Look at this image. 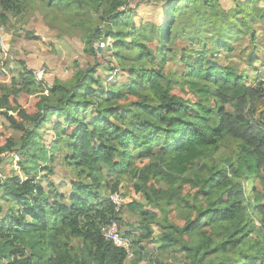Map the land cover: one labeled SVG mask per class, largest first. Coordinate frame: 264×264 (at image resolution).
<instances>
[{"label":"trees","instance_id":"obj_1","mask_svg":"<svg viewBox=\"0 0 264 264\" xmlns=\"http://www.w3.org/2000/svg\"><path fill=\"white\" fill-rule=\"evenodd\" d=\"M33 1L0 0V27ZM36 1L80 16L95 63L76 62L68 81L52 85L20 64L11 86L0 85V116L21 134L0 144V264H126V250L103 235L113 220L121 227L110 196L124 182L145 201L139 232L122 231L137 264H165L144 242L178 248L190 264H264V81L249 85L224 61L247 41L248 63L259 60L264 0H165L158 25H136V0ZM175 60L182 71L166 73ZM24 92L41 95L33 112L18 103ZM48 127L72 171L67 191L51 180ZM227 141L236 151L217 156ZM9 158L25 179L2 171Z\"/></svg>","mask_w":264,"mask_h":264},{"label":"rangeland","instance_id":"obj_2","mask_svg":"<svg viewBox=\"0 0 264 264\" xmlns=\"http://www.w3.org/2000/svg\"><path fill=\"white\" fill-rule=\"evenodd\" d=\"M34 0L33 2H35ZM165 0H136L133 2V7L137 4V10L135 11V23L139 25L141 21L143 23L163 24V20L166 18ZM233 0H227L224 2L228 7H232ZM31 3L30 6L23 10V14L20 16L12 15L8 22L7 28L0 27V85L6 84L11 86V80L16 77V69L20 64H25L28 68L35 71H44V78L39 81H45L48 85H52L55 80L68 81L73 72L76 70L75 63H79L81 68L86 69L87 64H94L95 60L92 57H88L84 53L85 47V32L80 25V16L71 14L65 15L63 12L56 10H46L41 5H35ZM37 2V1H36ZM1 13V4H0ZM91 28V27H90ZM104 28L101 24L97 30L99 33ZM107 28V27H105ZM104 28V29H105ZM96 30V33L98 31ZM257 31L260 33L258 41L257 55L259 61H256L253 66L248 63L247 54L251 51L248 41L245 44L238 46V50L235 54L230 56L224 61L230 62L232 65L239 68V70L246 71L248 73L247 79L252 81L249 85L255 86V77L264 81V24H258ZM95 33V34H96ZM102 41L96 42L95 48L97 51ZM260 45V46H259ZM241 47V48H240ZM245 47V48H244ZM244 48V49H243ZM102 51V50H101ZM110 57L109 55H107ZM182 65L178 61L170 62L166 68V73L169 72H181ZM99 73L102 74V70L99 69ZM108 72L104 73L103 79L108 82ZM113 76V74L111 75ZM117 76L111 77L116 79ZM38 78V77H37ZM254 79V81H253ZM38 80V79H37ZM254 82V83H253ZM40 94L24 92L19 95L18 103L27 112H33L35 106L40 99ZM257 114L264 116V99L257 102ZM16 116V113H12ZM9 125L0 116V144H3L5 140L13 136L16 140H20L21 134L12 131L8 128ZM9 129V130H8ZM42 142L48 146L51 154H55V162L53 165L54 174L51 180L55 186L61 191H67L70 189L73 177L71 176V169L65 165L64 157L62 154L57 153V148H52V141L54 140L53 129L48 127L41 135ZM236 151V143L226 142L224 147L219 152V155H231ZM18 159L9 158L4 161L1 168L6 174H17L22 179H25L18 166ZM42 169L44 165L41 161L38 163ZM37 180H41V177L45 175L42 172ZM46 182H44V185ZM120 194L123 199V208L120 212L119 218L122 220V231H133V233L139 232L138 213L140 206L145 203L143 196L136 195L130 184V182H124L121 184ZM132 204L133 211L127 210L125 205ZM120 226V225H119ZM144 250L149 253H153L154 257L165 264H190L183 252H179L178 248L171 250L170 248L157 250L154 243L144 242ZM138 251V250H137ZM138 255V254H137ZM132 260H127L126 264H137L139 255ZM209 260V259H208ZM147 261L140 262L139 264H146ZM208 264V263H206Z\"/></svg>","mask_w":264,"mask_h":264},{"label":"built area","instance_id":"obj_3","mask_svg":"<svg viewBox=\"0 0 264 264\" xmlns=\"http://www.w3.org/2000/svg\"><path fill=\"white\" fill-rule=\"evenodd\" d=\"M99 48H104V44L102 42L100 43ZM36 76L38 77V80H42L44 78V71H37ZM110 199L116 206V212H121L124 202L121 194L111 195ZM103 235L106 239L113 241L116 247L126 250L127 260H132L135 257L133 240L123 236V232L117 221H111V223L103 229ZM132 238H134V236H132Z\"/></svg>","mask_w":264,"mask_h":264},{"label":"crops","instance_id":"obj_4","mask_svg":"<svg viewBox=\"0 0 264 264\" xmlns=\"http://www.w3.org/2000/svg\"><path fill=\"white\" fill-rule=\"evenodd\" d=\"M259 35H260V33H259ZM259 41V40H258ZM258 57H260V56H258ZM259 61V60H258ZM242 72H244V73H246L247 75H248V73L246 72V71H242ZM255 77V79L257 78L256 76H254ZM251 80V79H250ZM252 81V80H251ZM253 81H254V79H253ZM256 81V80H255ZM254 83V82H253ZM143 262V261H142Z\"/></svg>","mask_w":264,"mask_h":264},{"label":"water","instance_id":"obj_5","mask_svg":"<svg viewBox=\"0 0 264 264\" xmlns=\"http://www.w3.org/2000/svg\"><path fill=\"white\" fill-rule=\"evenodd\" d=\"M97 31L99 32V30H97ZM98 52L101 53L102 52L101 49H99Z\"/></svg>","mask_w":264,"mask_h":264}]
</instances>
